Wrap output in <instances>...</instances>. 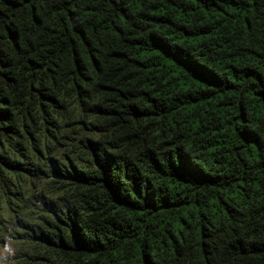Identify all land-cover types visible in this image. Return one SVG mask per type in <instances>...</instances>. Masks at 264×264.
<instances>
[{
  "label": "trees",
  "instance_id": "obj_1",
  "mask_svg": "<svg viewBox=\"0 0 264 264\" xmlns=\"http://www.w3.org/2000/svg\"><path fill=\"white\" fill-rule=\"evenodd\" d=\"M8 263L264 264V0H0Z\"/></svg>",
  "mask_w": 264,
  "mask_h": 264
},
{
  "label": "rangeland",
  "instance_id": "obj_2",
  "mask_svg": "<svg viewBox=\"0 0 264 264\" xmlns=\"http://www.w3.org/2000/svg\"><path fill=\"white\" fill-rule=\"evenodd\" d=\"M2 263H6V262H3V261H2ZM8 264H10V263H8Z\"/></svg>",
  "mask_w": 264,
  "mask_h": 264
}]
</instances>
